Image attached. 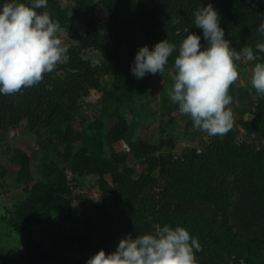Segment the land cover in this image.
<instances>
[{
  "label": "trees",
  "instance_id": "obj_1",
  "mask_svg": "<svg viewBox=\"0 0 264 264\" xmlns=\"http://www.w3.org/2000/svg\"><path fill=\"white\" fill-rule=\"evenodd\" d=\"M209 2L230 45L238 53L252 48L264 61L255 48L264 43L256 28L264 0H71L68 7L47 0L38 10L69 28L73 43L67 59L38 84L0 95V150L16 166L3 187L22 190L0 211V264H44L74 245L73 260L58 259L86 264L100 248L113 251L122 236L164 224L184 226L198 238L197 264H264V95L251 82L230 85L231 129L179 154L177 145L202 131L169 93L140 94L145 79L130 72L144 44L168 39L178 46L189 31L200 34L203 45L194 11ZM93 50L97 63L88 55ZM175 55L154 74L170 89ZM257 61L241 54L237 69ZM93 92L87 117L82 106ZM78 118L81 128L73 126ZM152 124L158 135L142 138L140 125ZM9 129L21 132L8 136ZM6 174L0 160V176ZM88 178L100 191L96 199L73 193L71 183L81 187ZM9 230L23 236H16L13 253L4 247Z\"/></svg>",
  "mask_w": 264,
  "mask_h": 264
},
{
  "label": "clouds",
  "instance_id": "obj_2",
  "mask_svg": "<svg viewBox=\"0 0 264 264\" xmlns=\"http://www.w3.org/2000/svg\"><path fill=\"white\" fill-rule=\"evenodd\" d=\"M47 0H0V95L18 92L38 84L43 74L51 72L67 59V48L58 36L60 25L48 11ZM217 10L209 2L194 11L193 24L201 35L189 32L179 45L168 39L151 48L144 44L135 53L131 74L141 79L162 73L175 52L173 81L169 97L178 111L187 115L194 129L209 136L226 134L233 124L230 85L238 79L237 61H257L252 48L238 53L225 38ZM257 31L264 34V16ZM255 48L264 53V43ZM251 85L264 95V61L254 63ZM201 245L184 226L164 224L154 232L127 234L113 251L100 248L86 264H197Z\"/></svg>",
  "mask_w": 264,
  "mask_h": 264
},
{
  "label": "rangeland",
  "instance_id": "obj_3",
  "mask_svg": "<svg viewBox=\"0 0 264 264\" xmlns=\"http://www.w3.org/2000/svg\"><path fill=\"white\" fill-rule=\"evenodd\" d=\"M62 6L64 7H68L71 4V0H58ZM102 17L104 18V20L107 19V16L104 14L103 11H100ZM72 24H74V22H71ZM72 32L69 28H62L60 29L58 36L62 41V44L65 47H68L70 44L73 43L72 40ZM89 57L93 60V63H97L98 62V52L96 50L93 51H89L88 52ZM238 79L233 83L234 85L238 86V85H243V84H248L251 82V74H252V69H249L248 67H244L242 70H238ZM145 79V80H144ZM139 80H144V87L139 89L138 92H141L140 94H146L147 96H152V95H162L165 93H169V91L171 90L170 88L166 87V82H165V78L159 76V75H152V76H148L145 78H141ZM97 95L95 92L90 93V97L87 99V101L83 102V106H82V113L84 115H86L87 117H91L93 110H91L86 103L89 100H93L94 98H96ZM91 103V102H90ZM84 121L81 118L76 119L73 122V126L75 128H81V126L83 125ZM151 126H154L153 124ZM179 127H183V124H179ZM19 131L21 132V129L17 130H8V132L6 133L8 136H11L12 134H18ZM139 135L142 138H151V136H157L158 135V131L156 126L154 127H145V126H141L138 130ZM145 136V137H144ZM209 135H207V133L205 132H201L200 134L196 135L192 140L186 141L184 143H180L177 145L176 147V151L179 154H182L185 151V147L186 146H201L202 144H204V142L207 140ZM145 138V139H146ZM9 139H13L12 137H9ZM4 154L1 152L0 150V160L1 162L6 166L8 175L6 174L5 176H0V184L2 185L0 187V211L5 212L4 210V206H11L12 201L16 200V195L21 194L22 190L20 187H10V188H4L3 185L10 183L11 181V177L13 176L16 172V166L10 162H8L7 160H5L4 158ZM131 161V160H130ZM132 162V161H131ZM138 172V169H137ZM109 183L111 182L110 177L107 176L106 179ZM74 183H71V187L73 189V193L75 195V193L80 192L83 194L88 195V197L90 199H96L99 195H100V191L96 188L95 183L91 180V179H86L84 184L81 187H74ZM8 229H11L8 227ZM11 233H9L8 235V243L4 244V247L7 251V253H13L16 248L18 250L19 248V244L14 243V240L16 238V236H20V234L15 235L14 232L12 230H9ZM5 233V230L2 226V224L0 225V237H3ZM15 236V237H14ZM20 237H23L22 235ZM19 243V242H18ZM75 246V245H74ZM71 246H67L64 247V253L60 254L59 257H63L66 256L69 260H73L74 259V253H73V249ZM13 257V256H12ZM58 257V258H59ZM14 259H16V257H13ZM55 259V260H48L47 262H45L44 264H62V262L59 259Z\"/></svg>",
  "mask_w": 264,
  "mask_h": 264
},
{
  "label": "bare ground",
  "instance_id": "obj_4",
  "mask_svg": "<svg viewBox=\"0 0 264 264\" xmlns=\"http://www.w3.org/2000/svg\"><path fill=\"white\" fill-rule=\"evenodd\" d=\"M46 222V221H45ZM33 223V222H32ZM50 224V223H49ZM27 228V227H26ZM49 229V228H48ZM75 257V256H74Z\"/></svg>",
  "mask_w": 264,
  "mask_h": 264
}]
</instances>
